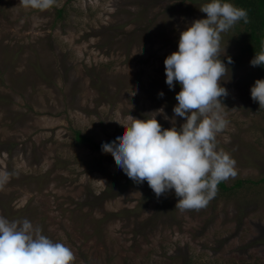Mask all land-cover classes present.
Returning a JSON list of instances; mask_svg holds the SVG:
<instances>
[{"label": "rangeland", "instance_id": "1", "mask_svg": "<svg viewBox=\"0 0 264 264\" xmlns=\"http://www.w3.org/2000/svg\"><path fill=\"white\" fill-rule=\"evenodd\" d=\"M208 2L57 0L40 11L0 0V216L40 226L74 264H264V183L181 212L174 190L157 199L110 153L75 141L76 131L115 140L160 109L174 116L181 86L169 88L164 61ZM221 36V59L233 63L217 144L237 162L231 186L264 176V108L251 98L252 57ZM163 113L157 120L172 127Z\"/></svg>", "mask_w": 264, "mask_h": 264}, {"label": "clouds", "instance_id": "2", "mask_svg": "<svg viewBox=\"0 0 264 264\" xmlns=\"http://www.w3.org/2000/svg\"><path fill=\"white\" fill-rule=\"evenodd\" d=\"M25 8L45 11L57 0H20ZM206 18L196 19L180 33L178 50L164 61L166 83L170 89L178 82V103L174 116L158 110L151 119L135 118L111 143L102 144L116 165L136 184L147 181L157 199L174 190L175 205L181 212L199 211L218 194L222 181L237 176L236 160L223 149L218 150L217 136L226 130L222 97L228 90L222 86L229 64L221 59L222 33L238 22H248L246 9L228 0H210L200 7ZM253 67L264 66V48L250 61ZM162 97L164 94L160 92ZM251 98L264 108V79L251 87ZM164 114L173 126L163 128L157 120ZM176 117L185 122L176 127ZM76 256L64 243L42 234L40 226L28 219L9 221L0 216V264H74Z\"/></svg>", "mask_w": 264, "mask_h": 264}, {"label": "trees", "instance_id": "3", "mask_svg": "<svg viewBox=\"0 0 264 264\" xmlns=\"http://www.w3.org/2000/svg\"><path fill=\"white\" fill-rule=\"evenodd\" d=\"M228 2L244 8L248 12V22L245 23L241 20L230 29L228 33L231 34L234 42L238 44L241 53L253 58L255 54L260 53L262 48H264V0H228ZM256 69L258 79H264V66H256ZM101 95L104 94L101 92ZM75 141L78 144L84 143L90 144L95 148H102L103 143H111L114 140L96 143L92 137L84 135L80 131H76ZM246 182L253 184L264 183V176L258 180L238 178L231 186L222 181L218 185V189L219 191L227 192L245 186Z\"/></svg>", "mask_w": 264, "mask_h": 264}]
</instances>
